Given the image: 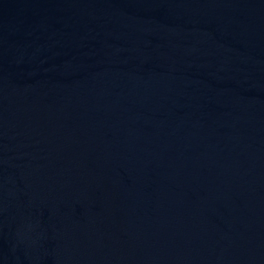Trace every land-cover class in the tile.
I'll return each instance as SVG.
<instances>
[{"label":"water","instance_id":"obj_1","mask_svg":"<svg viewBox=\"0 0 264 264\" xmlns=\"http://www.w3.org/2000/svg\"><path fill=\"white\" fill-rule=\"evenodd\" d=\"M0 264H264V0H0Z\"/></svg>","mask_w":264,"mask_h":264}]
</instances>
